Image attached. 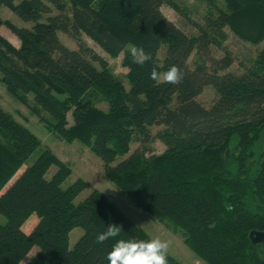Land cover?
Segmentation results:
<instances>
[{
    "label": "trees",
    "instance_id": "trees-1",
    "mask_svg": "<svg viewBox=\"0 0 264 264\" xmlns=\"http://www.w3.org/2000/svg\"><path fill=\"white\" fill-rule=\"evenodd\" d=\"M208 1L216 14L188 33L162 11L164 4L179 11L173 0H0V29L6 25L20 39L16 46L0 32V83L61 138L89 146L103 160L105 177L154 219L182 229L199 258L264 264V242L250 235L264 231V46L237 74L228 70L233 59L224 45L227 26L244 41L264 42V0H224L225 9ZM3 6L31 24L3 18ZM84 35L111 57L123 55L129 88ZM210 45L225 55L192 67V53ZM131 47L152 59L133 63ZM154 64L161 73L178 66L182 81L157 84L150 79ZM207 85L218 94L209 108L197 100ZM97 95L107 109L97 105ZM153 126L160 128L153 133ZM136 139L141 145L160 140L166 149L131 152ZM40 144L0 105V213L6 217L0 264H21L34 247L27 264H108L114 241L97 244L96 236L111 224L121 226L120 238H152L98 189L76 203L88 182L78 178L63 187L72 168L50 149L18 174ZM32 214L39 220L26 232ZM75 227L83 233L71 246ZM167 260L183 264L170 253Z\"/></svg>",
    "mask_w": 264,
    "mask_h": 264
},
{
    "label": "rangeland",
    "instance_id": "rangeland-1",
    "mask_svg": "<svg viewBox=\"0 0 264 264\" xmlns=\"http://www.w3.org/2000/svg\"><path fill=\"white\" fill-rule=\"evenodd\" d=\"M173 1L178 4L180 8L179 11L174 9L170 4H164L162 6V11L169 19L182 27L188 33H198L197 25L203 24L207 14L214 16L217 11L216 6L211 5L208 0ZM215 3L220 8H226L224 0H215ZM1 14L3 18H9L18 25L31 24L21 20L7 7L3 6L1 8ZM225 31L227 38L224 41V45L230 52L233 59V63L228 70L240 74L245 71L247 66L251 65L260 48L264 46V42H261L260 44H252L248 41H244L240 39L229 26L225 28ZM0 32L9 38L16 46L20 45V39L6 25L1 27ZM58 35L60 39L69 47H76L75 42L66 33L59 31ZM84 36L88 43L109 61L118 78L127 88H129V81L126 76L128 68L122 64L123 55L121 54L116 58L111 57L89 36ZM164 53L165 46H163L160 50L159 56L161 59L164 57ZM225 53L226 50L215 45H210L209 49L203 53H199L195 50L190 56L189 62L190 65L194 67L196 63L205 59L207 64L211 66L214 59L222 58ZM30 95L32 96V94ZM217 98L218 94L213 85H207L202 93L197 96V100L208 108L216 102ZM30 102L34 104L32 97H30ZM96 102L99 107L107 109L108 104L100 95H97ZM0 105L12 114L16 120L30 129L41 142L39 147L29 157L26 164H24L19 170L18 174L26 168V166L32 164L44 150L50 149L72 168V173L62 184L63 187H67L78 178H83L88 182L87 186L75 198L76 203L83 201L93 189H98L120 209H122L132 220L143 227L151 237L160 236L162 239L171 240L172 244L168 253L176 257L183 264H208L206 261L199 258L185 243L186 234L182 229L174 228L169 222H160L154 219L147 211L135 205L132 200L113 182L108 180L104 174L103 160L96 155L89 146L77 139L72 142H68L61 138L60 135L50 128V126L43 121L38 114L33 112L29 105L20 102L17 98L10 94L2 83H0ZM70 121L72 122L71 115ZM159 128V126H153L152 132H156ZM141 146L149 148L148 154H150V152L161 153L166 149V145L160 140L141 145V142L136 139L131 145V152ZM131 152L124 156H118L116 161L127 157ZM56 170L57 166L53 165L48 176L50 177ZM38 220V215L32 214L24 224V230L26 232L31 231ZM0 221H6V217L2 213H0ZM82 233L83 228L81 227H75L71 231V246L74 245ZM37 251L38 248L34 247L31 253L21 264H27L29 258Z\"/></svg>",
    "mask_w": 264,
    "mask_h": 264
},
{
    "label": "clouds",
    "instance_id": "clouds-1",
    "mask_svg": "<svg viewBox=\"0 0 264 264\" xmlns=\"http://www.w3.org/2000/svg\"><path fill=\"white\" fill-rule=\"evenodd\" d=\"M132 62L137 65H144L152 57L146 54L143 49L136 47L129 49ZM158 66L153 65L150 79L157 84L169 83L179 84L183 79V72L176 66H170L167 71L161 73ZM121 237V226L111 224L106 230L96 236V243L103 244L112 239L114 241L111 251L106 255L108 264H168L167 256L172 244L171 240L155 236L150 239H124Z\"/></svg>",
    "mask_w": 264,
    "mask_h": 264
},
{
    "label": "water",
    "instance_id": "water-1",
    "mask_svg": "<svg viewBox=\"0 0 264 264\" xmlns=\"http://www.w3.org/2000/svg\"><path fill=\"white\" fill-rule=\"evenodd\" d=\"M250 235L254 243L264 242V231H254Z\"/></svg>",
    "mask_w": 264,
    "mask_h": 264
},
{
    "label": "crops",
    "instance_id": "crops-1",
    "mask_svg": "<svg viewBox=\"0 0 264 264\" xmlns=\"http://www.w3.org/2000/svg\"><path fill=\"white\" fill-rule=\"evenodd\" d=\"M9 39V38H8Z\"/></svg>",
    "mask_w": 264,
    "mask_h": 264
}]
</instances>
